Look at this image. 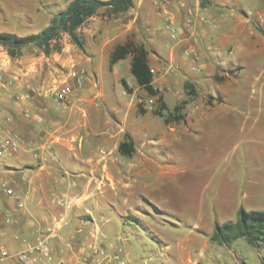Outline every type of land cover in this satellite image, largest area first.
Masks as SVG:
<instances>
[{
    "label": "crops",
    "instance_id": "0c3cea01",
    "mask_svg": "<svg viewBox=\"0 0 264 264\" xmlns=\"http://www.w3.org/2000/svg\"><path fill=\"white\" fill-rule=\"evenodd\" d=\"M71 1L57 7L49 5L48 11L55 12H48L50 18L45 27ZM243 7V0H134V6L117 17H108L105 8H101L78 29L85 37L84 50L72 43L67 53L53 51L47 56L44 53L37 57L21 56L16 60L20 67L10 66L15 74L12 76L19 81L10 85L5 100L22 108L20 120L10 125L24 134L28 142L19 155H11L16 156L13 166L0 164V202L12 218L10 224L4 225L0 245L15 251L0 259V264H35L46 259L38 253L34 261L23 263L15 254L24 241L33 239L39 229L59 217L68 221V227H62L59 232L74 243L66 244L68 250L58 243L56 247L62 256L58 264H80L84 259L92 262L90 249L94 245L114 253L121 248L114 244V239H129L119 236L121 221L135 220L149 234L145 219L140 217L149 219L152 214L140 210L142 206L130 204L131 197L139 200L156 188L159 182L156 169L159 168L160 176L169 170L156 160V151L150 147L157 140L145 141L140 137L139 119L148 126L149 117L155 115L153 111L161 101L167 107L161 117L169 129L168 135L181 134V126L198 125L199 112L220 107L219 100L206 97L203 92L206 85L220 95L240 92L244 60L252 53H261L264 47L263 27L255 25L251 11L248 14ZM38 9L42 11L44 7ZM261 16L263 24V12ZM157 33L163 34L165 40H157ZM61 37L72 41L67 33ZM128 39L147 49L152 84L159 93L149 95L131 73L133 80L126 82L132 92L124 88L130 99L126 103L127 111L123 112L118 106L119 99L108 90L105 66L109 63L111 68L113 50ZM131 60L132 55H128L115 64H125L131 72ZM71 63L84 71V78L81 85L74 84V94L66 104L55 98L54 91L67 79L59 67ZM42 75L47 78L40 83L36 78ZM122 79L125 78L117 80L122 82ZM68 80L74 83L73 79ZM188 83L195 89V95L190 98ZM26 88L25 93L31 95L28 99L23 97V91H18ZM198 98L201 103L196 102ZM148 100L154 101L152 108L147 107ZM184 100H188L182 109L184 118L167 121L165 115ZM140 107L144 113L139 112ZM25 108L31 112L29 119L22 116ZM145 115L149 119H144ZM126 139L133 146L130 155L119 149ZM5 185L20 194L22 208L4 193ZM121 208H128L135 215L125 216ZM110 211L114 213L108 216ZM96 219H100L99 226L93 223ZM216 223L219 221L213 219L202 224L188 223V234L175 236L172 243L153 235L152 239L163 249L164 264H247L237 256L235 243L228 247L210 241ZM106 224H113L114 230ZM169 224L184 227V223L166 221L165 230ZM78 241L83 242L81 249L76 247ZM140 242L144 249H154L146 237L141 236ZM125 253L127 264H141L142 259L152 264L134 248ZM227 254L235 260L226 259ZM49 260H53L52 256ZM98 264H114V261L99 259Z\"/></svg>",
    "mask_w": 264,
    "mask_h": 264
},
{
    "label": "rangeland",
    "instance_id": "374dc122",
    "mask_svg": "<svg viewBox=\"0 0 264 264\" xmlns=\"http://www.w3.org/2000/svg\"><path fill=\"white\" fill-rule=\"evenodd\" d=\"M67 1L0 0V32L18 35L40 32L49 21L50 13L48 12H55V10L48 11L52 4H54L53 7H57ZM243 1V8L248 14L251 11L250 17L254 24L263 27L264 39V0ZM41 6L44 9L36 11ZM79 33L85 41L83 32L79 31ZM164 37L163 34L157 33V40L163 41ZM72 43L61 37L59 52L67 53L68 46H73ZM74 48L77 49L76 46ZM42 53L49 55L43 48L35 45L25 46L12 54L7 46L0 44V71L6 83L0 92V122L6 123L8 118L11 119V123L18 122L22 109L16 107L14 103L11 104V101L5 100L8 95L5 93L8 92L10 85L19 81V78L12 76L15 74L10 70V66L20 67L21 64L16 60L21 56L37 57ZM5 62L8 64L6 65ZM243 65L244 69L240 74V92L234 91L230 95H220L215 88L206 85L203 91L206 97L219 100L220 107L199 112L198 125L181 126L183 133L169 136L164 117L160 115L150 116L148 126L143 125L139 119L140 137L145 141L157 140V143L150 147L156 151V160L169 172L160 176L157 174L159 168L156 169L155 175L159 177L156 188L140 196L139 200L137 197H131L130 204L142 206L140 210H146L152 216L149 219L140 217L142 220L145 219L149 234L145 227L137 224L135 220H128L127 223L121 221L119 236H126L129 239L124 241L114 239V244L121 246L123 255L134 248L139 255L149 258L152 264H164L163 249L160 248L158 241L152 239L153 235H157L165 243H172L171 240L175 236L188 234L190 230L186 225L188 223L202 224L208 219L217 220L219 223L232 220L236 218L241 208L264 211V47L261 53H252L247 56ZM105 70L107 73L105 82L106 80L109 82L108 90L119 99L118 106L123 109V112L127 111L126 103L130 95L124 94L123 84L117 79L124 77L125 80H133L130 70L125 64L115 63L111 64V68L109 63L106 64ZM46 78L42 75L36 79H40L41 83ZM27 89H18V91L25 93ZM187 96L190 98L194 95L190 96L187 93ZM201 101L200 98L196 100L197 103ZM139 112H141L140 109ZM130 117L133 120L132 112ZM149 118L148 115L144 116L146 120ZM15 158L16 156L8 154L0 155V164L13 166ZM6 180L9 182L10 179ZM2 208L4 209L3 205ZM121 210H124L125 216L135 215L134 211L128 208H121ZM112 213L114 212L110 211L108 216ZM166 221L184 223V227L177 228L169 224V228L165 230L163 224ZM99 222L100 219L93 221L98 226ZM48 225L50 224H45L42 228ZM106 227L114 230L113 224H106ZM59 234L65 243L62 239L51 241L50 246L54 250V253L51 250L53 260L46 258L35 264H58L59 261L61 263L62 256L56 246L60 242L65 250H68L69 247L66 244H73L74 241L64 237L60 232ZM139 236L146 237L147 243L154 249H144ZM26 243L24 241L20 250L26 246ZM77 243L78 249L84 247L83 242ZM234 249L237 256L247 264H262L263 248L251 247L244 238H239L234 244ZM7 250L10 254L15 252L8 248ZM99 256L102 257V255ZM226 259L235 260L230 254L226 255ZM141 261V264H147L145 260Z\"/></svg>",
    "mask_w": 264,
    "mask_h": 264
},
{
    "label": "trees",
    "instance_id": "16d2710c",
    "mask_svg": "<svg viewBox=\"0 0 264 264\" xmlns=\"http://www.w3.org/2000/svg\"><path fill=\"white\" fill-rule=\"evenodd\" d=\"M133 6L134 0H73L65 10L55 14L51 18L50 24L40 32L27 35L0 32V44L7 46L12 54L15 50H21L28 45L43 48L47 54H50L53 51H61V35L67 33L73 43L84 50L85 41L78 29L91 16L96 14L99 9L105 8V15L117 17ZM128 55H132L131 73L139 86L149 95H157L159 91L152 84L153 76L148 64V51L144 45H138L134 40L128 39L113 50L110 63L114 64ZM122 84L127 92H132L125 79H122ZM187 93L190 96L195 95V89L189 83L187 84ZM187 103L188 100H184L180 105L175 106L167 115L166 120L183 119L182 109ZM139 109L141 113L145 112L142 107ZM166 109L167 107L160 101V105L153 112L155 115L163 116ZM119 149L124 155H130L133 151L131 141L128 139L123 141ZM239 238H244L251 247L264 250V211L239 209L235 219L216 223L209 239L212 243L232 247ZM262 264H264V255Z\"/></svg>",
    "mask_w": 264,
    "mask_h": 264
},
{
    "label": "built area",
    "instance_id": "2783aa9c",
    "mask_svg": "<svg viewBox=\"0 0 264 264\" xmlns=\"http://www.w3.org/2000/svg\"><path fill=\"white\" fill-rule=\"evenodd\" d=\"M175 33L172 30V37H175ZM60 72L62 74H66L65 80L61 82L55 88V98L61 102L69 103L70 98L74 94V84L81 85L83 83L84 78V71L77 69L74 63H71L69 66L61 65L59 67ZM152 72V70H151ZM68 79H73L74 83L70 82ZM6 85L5 77L3 73L0 71V92L2 88ZM23 97L28 99L31 97L30 93H24ZM147 107L152 108L154 105V101L148 100L146 102ZM22 116L26 119L31 117V112L29 109L25 108L22 110ZM41 122V119L37 120ZM11 119L8 118L6 123L0 122V155L8 154L11 155H19L22 152L23 146L28 142L24 134L17 131L11 125ZM5 194L8 196L9 199H12L17 202V206L22 208L24 206L23 201L20 200V194L16 192V190L8 185H5L4 188ZM12 222V218L9 213H7L1 205L0 202V235L4 234V225H8ZM68 225V221L64 217H59L55 219L53 223L48 225L46 228H41L37 232L36 236L33 240H30L26 243V246L15 254V257L18 261L23 263H29L35 260L36 254H41L43 257L50 259L51 258V241L56 239H62L63 237L59 234V230ZM92 252L94 250V260L88 261V259H84L83 262L80 264H90L91 263H99V259L103 261L105 259H113L114 264H127L126 260L122 255V249L117 248V250L109 254V252L104 248L100 247L99 245H94L90 249ZM99 255H102L99 256ZM10 256L9 251L7 248L0 246V259L6 258ZM95 261V262H94ZM97 263V264H98Z\"/></svg>",
    "mask_w": 264,
    "mask_h": 264
}]
</instances>
